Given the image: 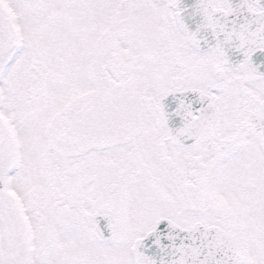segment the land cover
I'll return each mask as SVG.
<instances>
[{
  "label": "snow or ice",
  "instance_id": "snow-or-ice-1",
  "mask_svg": "<svg viewBox=\"0 0 264 264\" xmlns=\"http://www.w3.org/2000/svg\"><path fill=\"white\" fill-rule=\"evenodd\" d=\"M0 264H264V0H0Z\"/></svg>",
  "mask_w": 264,
  "mask_h": 264
}]
</instances>
